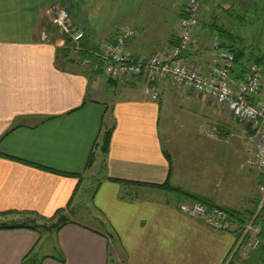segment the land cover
Instances as JSON below:
<instances>
[{
    "label": "crops",
    "instance_id": "1",
    "mask_svg": "<svg viewBox=\"0 0 264 264\" xmlns=\"http://www.w3.org/2000/svg\"><path fill=\"white\" fill-rule=\"evenodd\" d=\"M54 4L84 31L77 54L45 13ZM184 7L185 0H0V212H33L51 223L67 217L51 234L0 229V264L225 263L234 225L213 230L178 210L185 196L125 182L169 181L208 196L231 173L225 144L236 136L251 142L250 129L169 80L158 99L141 78L108 80L91 53L124 28L133 30L125 42L132 55L167 53ZM208 33L197 27L182 55L205 72L217 67L203 45ZM245 71L234 66L233 79Z\"/></svg>",
    "mask_w": 264,
    "mask_h": 264
},
{
    "label": "built area",
    "instance_id": "2",
    "mask_svg": "<svg viewBox=\"0 0 264 264\" xmlns=\"http://www.w3.org/2000/svg\"><path fill=\"white\" fill-rule=\"evenodd\" d=\"M45 13L51 23L66 35L70 53H79L85 34L72 23L68 9L61 4H54L49 6ZM201 19V0H185L184 12L177 24L175 43L167 53H156L146 57L132 55L125 47L126 38L133 35L130 28L120 30L110 40L101 41L97 49L91 53L103 63V73L108 80L123 77L141 78L151 85L147 90L151 99H158L160 86L169 80L179 88L191 89L218 106L225 107L234 121L249 128L252 164L261 176L258 186L260 196L258 211L264 207V97L261 96L264 67L258 63H249L242 78L233 79L234 53L218 50L215 44L209 46L215 52L217 63V67L211 72L186 64L182 55L188 50ZM41 39H48L44 30L41 32ZM177 207L181 213L199 219L213 230L231 231L230 215L220 206L208 207L198 201H188L180 202ZM256 214L239 232H236L234 252L244 246L245 238L252 233L251 239L246 243L247 246L255 249L259 245L257 234L260 227L253 222ZM228 261L229 259L224 264Z\"/></svg>",
    "mask_w": 264,
    "mask_h": 264
},
{
    "label": "rangeland",
    "instance_id": "3",
    "mask_svg": "<svg viewBox=\"0 0 264 264\" xmlns=\"http://www.w3.org/2000/svg\"><path fill=\"white\" fill-rule=\"evenodd\" d=\"M252 3H253L252 0H212L209 1V3H205L202 5V15L203 14L205 15L207 22L209 21L210 16L215 15L216 17H218V20L221 23H224L231 30L233 29L235 33H239L245 36L246 44L254 43V41L257 40L255 44L257 43L258 45H260V48L264 53V19L261 18L259 19L258 18L259 15H257V13L255 12L249 13L250 12L249 10L253 7ZM232 6L233 8L236 9V11L232 12L233 15L237 13H240L242 16L244 15L247 19H249L248 24L246 23L244 25H241V22L237 21L232 16L226 17L224 10L227 8H231ZM199 28L200 29L204 28L202 27V23L201 25H199ZM208 34H210V36L207 35L206 37L204 36L202 38L204 47L207 48L208 45L215 44L217 45L218 50L229 51L222 49L219 46V41L217 40V38H215L210 32ZM249 47L253 48L254 44L253 46H249ZM231 120L233 122H236L232 118ZM251 149H252L251 142L247 141L245 138L238 136L230 138L228 144H225L224 146V158L226 162L225 168L228 169L231 173L225 174V179L223 181H218V182L215 181V183L218 184V188H216L215 185L210 186L209 191L211 190L210 194L212 195L209 194L208 196H205L203 194L202 196L213 199L215 201L217 199L220 203L229 204L230 206H233L234 208L237 209H242L245 207L246 208L248 207V209H252L254 207V202H255V201L252 202L254 198L253 196L257 195L258 197L259 192L257 188L260 184L261 176L259 172L256 171L255 167L252 164ZM219 150L220 151L222 150L221 146L219 147ZM192 184L196 186V189L197 188L201 189L202 187L203 188L206 187L203 180H193ZM162 190L169 191L166 188H162ZM203 191H205V189ZM258 207H259V203L257 204L256 213L260 211L259 213L261 214L262 217L261 219H263L264 222V208L262 210L260 209L257 211ZM8 217L18 218L19 216L8 215L5 218ZM254 224L258 226L256 223ZM252 234L246 237L248 238L247 241L251 239ZM236 240H237V233L235 232L234 244L230 252L227 254L226 257L227 260L228 259L230 260L232 255L234 254V247ZM46 250L47 249L45 248L44 245L43 251ZM251 250L254 249L249 248L247 244L241 246L237 250L238 251L237 256L233 257L232 261L231 262L228 261V263L244 264V260L248 258L247 255L250 253Z\"/></svg>",
    "mask_w": 264,
    "mask_h": 264
},
{
    "label": "trees",
    "instance_id": "4",
    "mask_svg": "<svg viewBox=\"0 0 264 264\" xmlns=\"http://www.w3.org/2000/svg\"><path fill=\"white\" fill-rule=\"evenodd\" d=\"M209 1H212V0H201V4L203 5L205 3H209ZM252 1H253L252 3L253 7L249 10L250 11L249 13L255 12L257 13V15H259L258 16L259 19L260 18L264 19V0H252ZM234 11H236V9L233 8V6L231 8H227L224 10L226 17L232 16L237 21H240L241 25H244L246 23L248 24L249 19H247L244 15L242 16L240 13L233 15L232 12ZM201 23L204 29L208 30L215 38H217V40L219 41V46L222 49L229 50L234 53V57H235L234 66L236 68H240L241 70H244L246 69V66L249 63H258L264 66V53L262 52L260 45H258L257 43L255 44L257 40L254 41V43L246 44L245 36L239 33H235L233 29L231 30L224 23H221L218 20V17H216L215 15L210 16L209 21L207 22V19L205 15L203 14L199 25H201ZM253 44H254L253 48L249 47V46H253ZM109 139H110V131H107L104 134L103 140H102V149L104 151L107 150ZM125 183H133V184L145 185V186L156 187V188H166L175 195L185 196L186 198L190 199V201H198L208 207L220 206L229 213L231 224L236 227L235 232H239L243 228V226L246 225L253 218V216L256 214L257 204L259 203V200H260V196L258 194V197L256 195V197H254L252 200V202L255 201L254 207L252 209H248V207L247 208L245 207L243 209H237L234 207L219 205L213 199L206 198L199 193L191 192L184 188L174 186L169 181H166L164 184H155V185L138 183V182H128V181H126ZM263 208H261V210ZM259 212L256 214V217H255L256 220L254 219L255 220L254 223H256L258 227H260V231L257 234V237L260 240V243L258 247L250 251V253L247 255L248 258L244 260V264H264V242H263L264 241V222H263V219H261L262 217ZM57 214L58 213H56V215ZM8 215H18L19 217L18 218H14V217L5 218ZM58 215H61V214L59 213ZM0 217H1L0 218V229L28 227V228L36 229L42 232H45L46 230L43 229L41 225L50 224L51 220L53 219V217L48 218V217L37 216L33 212L21 213V212H15V211L0 212ZM31 220H34L35 223H32ZM63 223H61L53 231H56ZM46 232L50 234V232L48 231ZM247 240L248 238H245L243 245H245L248 242ZM237 253L238 251L234 252L229 262L232 261L233 257L237 256ZM31 264H39V262L37 260L32 259Z\"/></svg>",
    "mask_w": 264,
    "mask_h": 264
},
{
    "label": "water",
    "instance_id": "5",
    "mask_svg": "<svg viewBox=\"0 0 264 264\" xmlns=\"http://www.w3.org/2000/svg\"><path fill=\"white\" fill-rule=\"evenodd\" d=\"M66 220H67L66 215L61 214V215L58 216V218L54 222H52L50 224H42L41 226L45 230H47L48 232L51 233L54 229H56L61 223L65 222ZM31 222L35 223L34 220H31Z\"/></svg>",
    "mask_w": 264,
    "mask_h": 264
}]
</instances>
